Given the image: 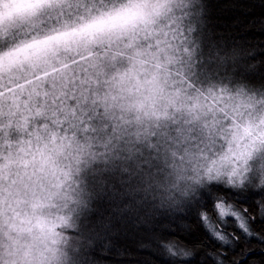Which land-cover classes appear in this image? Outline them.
I'll return each mask as SVG.
<instances>
[{
    "label": "clouds",
    "instance_id": "clouds-1",
    "mask_svg": "<svg viewBox=\"0 0 264 264\" xmlns=\"http://www.w3.org/2000/svg\"><path fill=\"white\" fill-rule=\"evenodd\" d=\"M215 2L0 0V21L70 9L63 27L23 41L13 53L18 57L33 51L34 39L74 44L63 49L69 64L87 62L94 47L109 41L125 47L123 62L94 94L107 121L101 138L85 135L97 132L91 125L61 129L53 121L22 129L9 151L0 153V166L7 169L10 160L13 171L23 173L26 162L46 187L42 201L28 200L17 209L26 220L22 229L8 227L19 219L0 226V264H108L95 254L141 225L149 230L150 249L178 264L194 252L177 237L160 235L172 227L168 220L194 211L212 237L227 241L228 217H239L237 225L245 219L227 199H213L207 211L201 192L223 186L264 200V173L253 175L247 166L250 149L264 150V45L214 28L209 13ZM225 71L236 77L234 83L223 80ZM101 171L115 184L105 180L96 187L92 180ZM245 172L251 180L238 185L237 174ZM104 184H118L126 195L114 197ZM194 192L199 196L193 198Z\"/></svg>",
    "mask_w": 264,
    "mask_h": 264
},
{
    "label": "rangeland",
    "instance_id": "rangeland-1",
    "mask_svg": "<svg viewBox=\"0 0 264 264\" xmlns=\"http://www.w3.org/2000/svg\"><path fill=\"white\" fill-rule=\"evenodd\" d=\"M68 11L70 9H44L33 16L0 21V53L9 50L0 56V153L8 152L21 130L30 129L33 125H52L55 121L61 129L69 123L80 128L85 125L96 128L107 122L102 114L95 112L100 110L102 113L103 110L97 106L94 94L100 90L99 82L104 76L123 62V42L109 41L94 47L85 63L74 60L69 64L65 60L69 53L63 49L72 50L75 45L60 41L53 45L34 39L29 45L33 48L30 54L22 58L13 55L21 50L18 46L23 41L63 27L64 20L69 18ZM72 55H75L74 51ZM49 64L54 65L49 71L34 72L38 66ZM96 133L102 134L99 130ZM85 134L92 135V132L86 131ZM25 165L28 167L26 162L22 167ZM247 166L253 175L264 173V150L258 147L250 149ZM251 178L247 172L244 175L238 173L236 182L239 185ZM0 188V224L5 225L9 219H19V225L15 222L8 225L9 230L22 229L26 225L17 211L22 204L28 200L40 202L46 197L43 179L28 168L23 173L0 174ZM3 239L4 235L0 241Z\"/></svg>",
    "mask_w": 264,
    "mask_h": 264
},
{
    "label": "trees",
    "instance_id": "trees-1",
    "mask_svg": "<svg viewBox=\"0 0 264 264\" xmlns=\"http://www.w3.org/2000/svg\"><path fill=\"white\" fill-rule=\"evenodd\" d=\"M210 8L209 15L214 21V28L230 31L233 37L247 39L254 45H264V0H217L210 4ZM221 76L229 84L234 83L236 79L227 71L221 73ZM248 79L256 80L258 76H249ZM95 112L102 114L100 110ZM100 127L98 126L96 129L99 130ZM92 135L101 138L103 133L101 135L92 133ZM105 166L102 164L101 168ZM23 168L27 169L28 167L25 165ZM7 172H14L12 162L7 164V169L0 166V174ZM105 180L115 184L114 178L103 171L93 178L92 183L101 185ZM115 186L119 187L118 184ZM191 195L196 198L199 193L194 192ZM212 195L214 198L227 199L232 202L235 209H239L243 213L251 234L245 233L237 226L235 217H228L229 222L225 226L224 232L235 233L237 239H234L233 235H229L227 243L219 242L204 228L198 215L189 210L180 214L176 219L168 220L167 222L172 227L163 228L160 235L164 238L177 237L194 252L192 257L180 258V260L186 261V264H216L215 258L209 253L220 250L223 252L224 264H264V215H260L258 211L264 200L257 198L258 193L252 191L233 192L224 189L223 186L214 188ZM1 206L3 207L2 202ZM202 206L207 211H212L213 201L210 196L202 197ZM245 208H247L246 213L244 212ZM250 217L253 219H248ZM165 219L167 220V218ZM178 220H184V223L179 224ZM23 221L26 223L25 219ZM158 223L161 222L158 221ZM140 228L141 230L138 231L128 228L122 236L118 235L113 238V243L108 246L107 251L97 252L96 257L99 260L107 261L108 264H170L168 260L163 259L153 249H150L151 237L147 234L149 230L143 225ZM2 236L3 233L0 232V237ZM101 247L103 246L101 245ZM119 252L122 255H119Z\"/></svg>",
    "mask_w": 264,
    "mask_h": 264
},
{
    "label": "snow or ice",
    "instance_id": "snow-or-ice-1",
    "mask_svg": "<svg viewBox=\"0 0 264 264\" xmlns=\"http://www.w3.org/2000/svg\"><path fill=\"white\" fill-rule=\"evenodd\" d=\"M96 187H100L101 185L97 184L95 185ZM104 187V190L105 191H110L111 195L114 196V197H119L121 195H126L125 193L122 192V190H119V187H112V188H109V185L108 184H104L103 185ZM200 196L201 197H204V198H207V197H211V200L213 201V199H217V198H214L212 194H209L207 192H201L200 193ZM259 214L260 215H264V203H262L260 206H259ZM235 219H239V217H235ZM248 219H253V217H250ZM242 231H244L245 233L247 234H251L249 232V229H248V226H247V221L246 220H243L240 224L237 225ZM233 235V238L234 239H237V237L235 236V233L232 234ZM214 239H216L217 241L219 242H223V243H227L228 241H225L223 236H220V237H213ZM209 255H212L214 258H215V261H216V264H224V260L222 259V256H223V252L222 250L220 251H214V252H211L209 253ZM178 264H186V261H183V260H180L178 262Z\"/></svg>",
    "mask_w": 264,
    "mask_h": 264
}]
</instances>
